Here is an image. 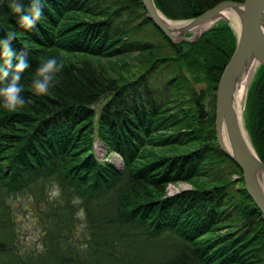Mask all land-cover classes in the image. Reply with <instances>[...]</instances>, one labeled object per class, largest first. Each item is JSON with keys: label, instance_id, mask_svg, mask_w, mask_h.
Listing matches in <instances>:
<instances>
[{"label": "trees", "instance_id": "1", "mask_svg": "<svg viewBox=\"0 0 264 264\" xmlns=\"http://www.w3.org/2000/svg\"><path fill=\"white\" fill-rule=\"evenodd\" d=\"M153 1L175 20L243 2ZM13 2L0 0V39L14 32L11 47L26 53L20 84L31 102L0 106V264H264L262 213L215 132L232 28L220 21L197 41L174 44L142 0H42L40 21L26 29ZM20 2L27 10L31 0ZM153 34L160 39L149 41ZM50 57L63 68L49 94L35 96V70ZM166 69L159 93L152 76ZM201 81L214 93L209 109L192 89ZM248 105L246 129L264 162V66ZM97 143L105 157H120L117 165L97 158ZM178 182L191 188L166 196ZM15 201L41 228L37 252L22 249Z\"/></svg>", "mask_w": 264, "mask_h": 264}, {"label": "water", "instance_id": "2", "mask_svg": "<svg viewBox=\"0 0 264 264\" xmlns=\"http://www.w3.org/2000/svg\"><path fill=\"white\" fill-rule=\"evenodd\" d=\"M142 2L146 16L174 44L197 41L212 26L198 35H193L189 28L217 20L220 11L233 9L237 12L240 27L238 31L233 30L236 45L220 75L214 94L215 131L221 150L240 168L245 189L264 219V191L259 180L260 173L264 172V163L257 156L250 140L247 141L233 107L234 93L249 65L255 62L264 66V0H244L242 3L222 1L195 17L172 20L189 21V25L181 28L178 35H174L162 21L159 16L161 12L153 0ZM222 129L226 131L227 145L221 138Z\"/></svg>", "mask_w": 264, "mask_h": 264}, {"label": "clouds", "instance_id": "3", "mask_svg": "<svg viewBox=\"0 0 264 264\" xmlns=\"http://www.w3.org/2000/svg\"><path fill=\"white\" fill-rule=\"evenodd\" d=\"M12 7L19 16L20 26L32 29L42 17V0H31L30 6L25 10V6L20 0H14ZM16 38L14 32H9L7 36L0 39V49H2L3 65L0 66V81L4 86L0 87V106L8 111H15L31 101L22 96L24 91L20 84L22 74L30 67L26 53H17L11 42ZM63 64L58 62L56 57L42 60L35 70V77L31 81L32 94L35 96L47 95L50 89L54 88L58 73L61 72ZM178 191V189H177ZM176 192L166 190V196L175 195Z\"/></svg>", "mask_w": 264, "mask_h": 264}, {"label": "rangeland", "instance_id": "4", "mask_svg": "<svg viewBox=\"0 0 264 264\" xmlns=\"http://www.w3.org/2000/svg\"><path fill=\"white\" fill-rule=\"evenodd\" d=\"M139 20V19H138ZM220 21H224L222 19H218L217 21H215L213 24L210 25L214 26L216 25L218 22ZM147 30H151V29H147ZM233 30V29H232ZM235 33V32H234ZM154 35V34H153ZM152 35V36H153ZM192 35V34H191ZM147 39V36L145 37ZM149 41H158L160 38L159 36H157L156 34L154 35V37H148ZM105 61V60H103ZM258 64H256V68L254 70V73L252 75V78L250 80V83L254 77V74L258 68ZM160 70V69H159ZM165 72V73H164ZM167 72L168 69L164 70V71H159L157 72L154 76H152V80H151V84H153L154 86L157 87V90L159 93H161L162 91L165 90L166 86L163 85L164 84V79L167 78ZM188 76L191 77V74H188ZM250 86V84H249ZM207 85L206 82L201 81L200 83H196L192 85V89L196 92V93H200L203 92L204 93V106L205 109H209V101L212 99V94L214 93H209L207 92L206 89ZM158 93V94H159ZM96 107H100V105L98 104ZM243 109H244V113H243V122L244 123H248L249 120V105L248 108L246 110V99L243 105ZM246 124H245V128H246ZM247 131V129H246ZM248 133V131H247ZM100 149V150H99ZM95 150L97 153H99V155L97 156V158L99 160H103V159H109L113 162L116 163L120 161V157L115 153L112 154L109 158L105 157V150L101 147V145L99 143L96 144ZM119 165V164H118ZM191 188V184L187 183V182H178V183H174V184H169L167 187V190L171 189L173 191L180 192L182 190H186V189H190ZM178 189V191H177ZM57 190H55V187L53 188H49V192L47 193L48 198H54L57 195ZM25 204V203H24ZM21 201H15L13 203V206H15L16 208V212H17V217H16V229L18 231L17 236L19 238V240L21 241V245H22V249L24 252H28V251H33V252H37L39 251L42 246H41V238H40V230L41 228L39 227V225L37 224L38 222L35 221L34 219V214L32 211H27L23 208V205H21Z\"/></svg>", "mask_w": 264, "mask_h": 264}, {"label": "bare ground", "instance_id": "5", "mask_svg": "<svg viewBox=\"0 0 264 264\" xmlns=\"http://www.w3.org/2000/svg\"><path fill=\"white\" fill-rule=\"evenodd\" d=\"M159 16L162 19V21L168 26V28L170 30H172V33L174 35H178L180 33V29L181 28H183L184 26L189 25V21H172V20H175V19H169V18L165 17L161 13H159ZM218 19L224 20L223 22L225 24H227L229 27H232L234 31H238L239 30V27H240L239 18H238L237 12L235 10H233V9H229V10L225 9V10L220 11V17ZM217 20H214V21L202 24V25L191 26L189 28V30L191 31V33L193 35H198L200 32L205 30L207 27H209L211 24H213ZM256 64L257 63L252 62L249 65V67L247 68V70L244 72V74H243V76L241 78V81H240V83L238 84V86L236 88V91L234 93V98H233L234 111H235V113L237 115L239 124H240V126H241V128L243 130V133H244L247 141H249L250 138H249V134L247 133L246 128H245V124L246 123L243 122V113H244L243 105H244V102H245V99H246V95H247V91H248V88H249L250 80H251L252 75L254 73V70L256 68ZM221 138H222V141L227 145L228 143H227V136H226L225 129H222ZM250 143H251V141H250ZM101 147L104 149L103 146H101ZM98 155H99V153H97V156ZM259 180H260V184L262 186V189L264 191V172L260 173Z\"/></svg>", "mask_w": 264, "mask_h": 264}]
</instances>
